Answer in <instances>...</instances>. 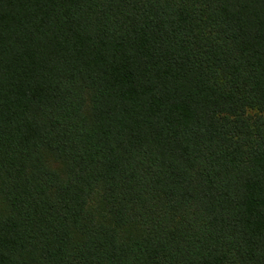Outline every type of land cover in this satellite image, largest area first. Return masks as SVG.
Returning a JSON list of instances; mask_svg holds the SVG:
<instances>
[{
  "label": "trees",
  "instance_id": "1",
  "mask_svg": "<svg viewBox=\"0 0 264 264\" xmlns=\"http://www.w3.org/2000/svg\"><path fill=\"white\" fill-rule=\"evenodd\" d=\"M0 264H264V0H0Z\"/></svg>",
  "mask_w": 264,
  "mask_h": 264
}]
</instances>
